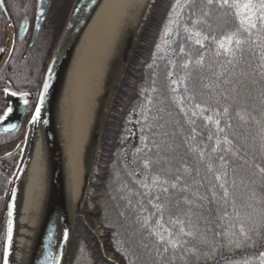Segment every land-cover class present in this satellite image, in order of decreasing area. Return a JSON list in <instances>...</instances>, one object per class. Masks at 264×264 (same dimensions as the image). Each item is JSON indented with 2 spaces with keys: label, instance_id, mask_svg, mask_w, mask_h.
<instances>
[{
  "label": "trees",
  "instance_id": "obj_1",
  "mask_svg": "<svg viewBox=\"0 0 264 264\" xmlns=\"http://www.w3.org/2000/svg\"><path fill=\"white\" fill-rule=\"evenodd\" d=\"M72 1L59 0L62 18L54 33L46 34L47 58ZM32 2L5 0V5L10 12L26 11ZM234 12L215 3L210 6L207 0H152L106 112L96 180L90 184L92 193L84 200L62 264H261L264 30L249 33L241 28L232 45H226L234 54L219 48L218 41L239 27ZM236 39L242 41L239 48ZM207 116L212 119L205 120ZM225 138L231 143H225ZM19 161L18 156L7 177L0 173V253L12 221L9 211ZM216 175L222 179L217 181ZM172 183L177 186L172 188ZM220 183L229 190L227 201ZM162 187H168V192ZM233 201L242 218L250 217L246 224L254 229L253 246L247 242L237 248L235 242L242 240L238 232L235 237L213 236L235 222ZM156 203L163 205L162 213L153 207ZM176 219L183 225L174 224ZM181 226L194 235L177 237ZM164 228L187 243L176 249L165 245L156 234L167 239Z\"/></svg>",
  "mask_w": 264,
  "mask_h": 264
},
{
  "label": "bare ground",
  "instance_id": "obj_2",
  "mask_svg": "<svg viewBox=\"0 0 264 264\" xmlns=\"http://www.w3.org/2000/svg\"><path fill=\"white\" fill-rule=\"evenodd\" d=\"M149 0H101L79 38L56 105L65 208L78 212L97 135L119 78L127 40ZM49 161L37 123L16 188L8 264H28L50 193Z\"/></svg>",
  "mask_w": 264,
  "mask_h": 264
},
{
  "label": "water",
  "instance_id": "obj_3",
  "mask_svg": "<svg viewBox=\"0 0 264 264\" xmlns=\"http://www.w3.org/2000/svg\"><path fill=\"white\" fill-rule=\"evenodd\" d=\"M100 2L101 0H73L64 25L46 64L35 100L34 109L28 121L30 123V126L26 145L18 167L16 179L14 181L15 189L13 194L12 225L14 218V198L16 195L19 172L23 164V160L29 150L30 140H32L35 134L37 123H39L42 132L46 149V156L49 161L50 167V193L48 195L46 209L44 210V215L42 217L39 230L34 241L28 264H62L65 256L66 245L70 239L74 225L81 214L85 193H83V198L78 212L75 214L73 219H71V222L68 221L65 208L61 154L56 130V105L76 44ZM151 2L152 0L148 1L147 7L143 13L136 34L133 37H130L125 44L123 51L122 69L117 83L120 79L127 57L130 53V50L133 46L135 38L138 34L140 26L150 7ZM49 4L50 0H37L35 8V26L30 43L33 41L40 27V24L45 17V14L49 8ZM0 9L4 13V16L9 20L4 0L2 3H0ZM26 25L27 22H23L19 26V29L17 31L18 38L22 37L23 33L26 30ZM49 68L52 69L51 74H49ZM46 81L48 82V89L45 92L44 84ZM114 90L115 88L112 91L102 123L100 125L96 143L98 142L100 129L102 127ZM41 94H43V96H41ZM37 108H39L40 110L39 116L34 121L33 117L36 116ZM16 146L17 145H15V147ZM6 153H8V151L1 154L0 156L5 155ZM88 177L89 173L85 175L86 186ZM65 232L68 233L67 239H65L64 237Z\"/></svg>",
  "mask_w": 264,
  "mask_h": 264
},
{
  "label": "flooded vegetation",
  "instance_id": "obj_4",
  "mask_svg": "<svg viewBox=\"0 0 264 264\" xmlns=\"http://www.w3.org/2000/svg\"><path fill=\"white\" fill-rule=\"evenodd\" d=\"M36 3L37 0H33L30 5L27 4L26 11L11 12L5 5L9 20L0 9V117H3L0 119V155L8 151L0 156V173L6 177L10 175L12 162H15L18 156L21 157L27 140L30 126L28 121L49 59L46 34L54 33L62 18L59 0H50L45 17L30 43L35 26ZM17 5L19 8L25 6ZM23 22H27L26 30L22 37L18 38L17 31ZM22 93L27 95H21ZM1 193L0 185V200Z\"/></svg>",
  "mask_w": 264,
  "mask_h": 264
},
{
  "label": "snow or ice",
  "instance_id": "obj_5",
  "mask_svg": "<svg viewBox=\"0 0 264 264\" xmlns=\"http://www.w3.org/2000/svg\"><path fill=\"white\" fill-rule=\"evenodd\" d=\"M3 0H0V3H2ZM208 5H213L214 3L220 7V8H229V9H234V16L238 19V23H239V27L237 28L236 32L230 34V35H226L223 39H221L220 41H218V47L225 49L227 52H229L230 54H234L233 50L231 49V47H226L232 45L233 43V38L234 36H236L237 34H239L240 29L243 28L245 31L251 33L252 29H256L257 32H260L261 30H264V0H243V2H241V0H207ZM258 23H259V28H258ZM200 33H197V36H199ZM208 37L205 36L204 39H207ZM197 44H202V40L197 39L196 40ZM242 44V41L240 39H236L235 40V45L237 48H239ZM264 47V46H262ZM181 51H183V49H181ZM261 58L264 59V52H262L261 54ZM200 61H198L199 63ZM187 66V65H185ZM52 69L49 68V74H51ZM171 75V73L169 74ZM173 83H175V81H173ZM48 89V82L46 81L44 84V91L46 92ZM7 91V90H6ZM12 95H16V93H12ZM21 95H27V93H22ZM41 96H43V94H41ZM27 103V101H25ZM197 108H200V105H196ZM8 111L10 112L11 109L9 108ZM39 108H37L36 110V116L33 117V120L35 121L36 118L39 116ZM225 112H227L228 110L225 109ZM5 115H7V113H5ZM193 115H196L195 112H193ZM0 119H3V117H0ZM205 120H211L212 117L211 116H207L204 117ZM219 121H216L217 126H219ZM14 127V126H13ZM193 133H195V129L193 128ZM221 131H223L221 129ZM225 143H231L230 141L227 140V138H225ZM217 144H219V140L217 141ZM215 151V149H213ZM201 155H203V153H201ZM221 160H224V157H220ZM149 166V161H145V167ZM261 172H264V168L260 169ZM224 175H227L226 173H224ZM216 180L220 181L222 179L221 175H216ZM177 181L180 180V177L177 176ZM159 180V177H154L153 181L154 183ZM164 184H167L168 181H163ZM233 183H235V181H233ZM177 185L176 183H172L171 187L175 188ZM144 187L147 189L149 187L148 184H144ZM219 187L223 190V197L225 198V201H227V198L229 197L230 193L228 188L226 187V183H220ZM168 187H162L161 191L167 193L168 192ZM215 192H213V197H215ZM157 200H159V197H156ZM201 199H203V197H201ZM151 203V201H150ZM186 203L191 204L192 201L190 200H186ZM153 207H155L157 209V211L159 212H163V205L161 204H153ZM233 208L236 212L235 218H234V223L229 225V229L225 230L223 232H213V236L215 237H228L229 235L235 237L237 236V232H238V236L242 238V240H237L235 242V246L237 248L244 246L245 243L247 242H251V244H249V246H253L255 244V241L253 240V237L251 235V233L254 231L253 228H250L247 226L246 221L248 219H250V217H247L246 215L242 218L240 211L238 209H235V201H233ZM12 213L11 211H9V216L11 217ZM224 217H228V213L225 211L224 212ZM163 219L162 215H161V220ZM161 220L157 221V225L161 226ZM174 224H180L183 225V221L176 219L173 221ZM190 226V225H189ZM232 229H236L237 231H232ZM164 231L168 232V238L166 239V237L161 234L160 232H157L156 234L159 236V239L161 242H163L165 245H171V247L173 249H176L178 246L179 247H183V245L185 243H187V241H181L178 238H173V233L171 231H169L167 228L163 229ZM67 235L68 233L65 232L64 233V237L65 239H67ZM194 234L191 230L189 231H185V228L183 226L180 227L179 232L176 233V236H189L192 237ZM257 237H261V234L259 233V231L257 230ZM264 238V237H261ZM11 240H12V221L11 219L8 222V243L9 245H11ZM229 244H232L233 241L229 240L228 241ZM169 249L167 246L164 247V252H167ZM187 251H194V249H187ZM260 259H261V264H264V252L260 253ZM4 264H8V249H5L4 252Z\"/></svg>",
  "mask_w": 264,
  "mask_h": 264
},
{
  "label": "rangeland",
  "instance_id": "obj_6",
  "mask_svg": "<svg viewBox=\"0 0 264 264\" xmlns=\"http://www.w3.org/2000/svg\"><path fill=\"white\" fill-rule=\"evenodd\" d=\"M114 88H116V86ZM98 141H99V139H98ZM25 145H26V142H25ZM24 149H25V146H24V148H22L21 157L19 156L20 157V161L22 159V155L24 153ZM98 152H99V146H98V142H97L96 146H95V150H94L93 159H92V162H91V167H90V170H89V177H88V182H87V186H86V188H87L86 190L87 191L85 193L84 200L86 199V196L88 197L87 194L92 193L93 187L90 184H92V182H94L96 180V173H97L96 158H97ZM20 161H19V164H20ZM19 164L17 165V171H18ZM16 174H17V172H16ZM15 179H16V175H15L14 181H15ZM83 203H84V201H83ZM12 228H13V225H12ZM94 228H95V230L97 231L98 234L102 233V228L100 227V225L96 221H94ZM6 248L9 250L8 236H7L6 242H5L4 246H3L2 252L0 253V264H4V252H5Z\"/></svg>",
  "mask_w": 264,
  "mask_h": 264
}]
</instances>
